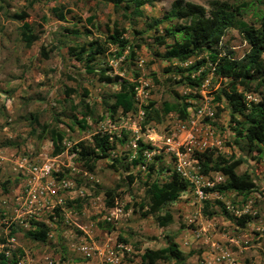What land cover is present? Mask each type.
Segmentation results:
<instances>
[{
	"label": "rangeland",
	"instance_id": "374dc122",
	"mask_svg": "<svg viewBox=\"0 0 264 264\" xmlns=\"http://www.w3.org/2000/svg\"><path fill=\"white\" fill-rule=\"evenodd\" d=\"M176 1L143 0L136 16L134 4L114 0H0V264H144L147 249L171 243L182 260L156 264H264V146L237 133L221 95L225 79L201 65L207 53L184 63L159 57L158 37L173 42L178 21L166 17ZM180 1L206 11L219 1L239 7L251 27L264 22V0ZM96 45L104 53L87 57ZM216 49L241 60L250 47L234 27ZM123 85L135 90L128 113L111 108ZM260 91L244 97L257 104ZM165 102L177 111L149 121L150 104ZM104 133L112 149L90 172L76 145ZM55 134L63 148L56 156ZM201 153L212 154L210 168L243 160L236 173L248 174L255 191L206 193L229 178L203 175ZM174 172L189 187L160 208L158 215H172L161 227L157 214L145 215V193ZM111 192L117 197L107 207ZM36 222L49 227L43 242L27 236Z\"/></svg>",
	"mask_w": 264,
	"mask_h": 264
},
{
	"label": "trees",
	"instance_id": "16d2710c",
	"mask_svg": "<svg viewBox=\"0 0 264 264\" xmlns=\"http://www.w3.org/2000/svg\"><path fill=\"white\" fill-rule=\"evenodd\" d=\"M121 2L134 4L136 16H141L140 8L144 4L143 0H114L115 6ZM243 11L239 7H232L219 1L211 2L210 10L193 3H184L177 0L166 19L177 20V24L171 26L169 34L173 38L172 44L166 45L162 37H158V43L165 46V53L159 57L166 61H175L184 63L193 57H199L207 53L203 58L201 65L210 63L216 76L225 79L221 87L222 98L226 101L230 112L231 121L241 125L237 133L244 137L250 143L255 142L264 146V99L257 103H248L244 93H257L262 95L261 88L264 89V22L259 27H251L242 20ZM23 18V17H22ZM239 27L243 33L244 41L249 45L250 50L241 60L232 59L230 56H222L216 47L221 42L225 31L229 28ZM23 38L27 43H32L34 37L28 30V25L23 26ZM95 53H104L100 45L93 46L87 57L94 56ZM82 58V55H77ZM197 83V82H196ZM242 89V92L238 91ZM135 96L134 86L123 85L114 95L112 110L122 109L128 113L132 109L133 98ZM251 106V107H250ZM188 105L181 107L179 113L185 118ZM151 111L147 113L149 121L159 123L164 115L177 111V105L163 103L159 109L156 103L150 104ZM236 116L244 119L241 124ZM54 144V155L63 152L61 148L62 137L55 134L52 137ZM78 154L84 162V166L90 172L95 169V161L100 153H105L112 149L110 135L104 133L97 134L92 138V142L81 141L77 145ZM202 168L203 175H208L211 171L222 172L229 178V183L225 186L216 185L212 188L204 189L206 193H223L231 189L242 193H251L255 191L256 185L248 174L242 176L236 173V168L243 163V160L236 162L218 163L210 168L204 162H212V154L201 153L197 155ZM130 183L134 182L129 177ZM189 187L188 181L178 172H174L171 180L164 184L152 183L147 185L146 197L148 198V213L157 214L156 219L161 227H166L172 222V215H158L160 208L167 202L175 201L179 195ZM117 196L114 193H108L106 199L107 207H112ZM224 211L225 206L216 201ZM210 202L206 201V206ZM208 213L206 215H211ZM35 230L30 231L27 236L31 240L43 242L49 234V227L42 222L33 224ZM183 255L176 243H171L168 247L161 250L147 249L142 255L144 264H156L157 261H168L170 259L182 260ZM2 264H6L5 262Z\"/></svg>",
	"mask_w": 264,
	"mask_h": 264
}]
</instances>
